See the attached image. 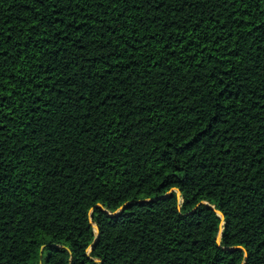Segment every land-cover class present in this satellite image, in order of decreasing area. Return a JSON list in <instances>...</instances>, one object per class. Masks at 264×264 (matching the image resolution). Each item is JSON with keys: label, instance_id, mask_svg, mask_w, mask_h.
I'll list each match as a JSON object with an SVG mask.
<instances>
[{"label": "trees", "instance_id": "1", "mask_svg": "<svg viewBox=\"0 0 264 264\" xmlns=\"http://www.w3.org/2000/svg\"><path fill=\"white\" fill-rule=\"evenodd\" d=\"M0 264H264V0H0Z\"/></svg>", "mask_w": 264, "mask_h": 264}, {"label": "water", "instance_id": "2", "mask_svg": "<svg viewBox=\"0 0 264 264\" xmlns=\"http://www.w3.org/2000/svg\"><path fill=\"white\" fill-rule=\"evenodd\" d=\"M174 191H177L179 197L181 196L180 191H178V190H174ZM169 194H171V193H169ZM158 200H161V199L154 200L153 202L158 201ZM97 208H98V209H101V210H105L104 206L101 205V204L97 205ZM212 208L215 210V207H212ZM122 210H123V208H122ZM216 213H217L218 216L221 218L222 223H224V221H225V217H224V215H223L221 212H219V211H216ZM117 214H118V213H115V214H113L112 216H115V215H117ZM90 217H91V219L93 218V211H91ZM222 225H223V224H222ZM93 226H94V230H95V233H96V241H97L98 238H99V230H98V227H97L95 224H93ZM222 233H223V226H221V230H220V233H219V236H218V239H217L218 244L221 243V240H222ZM94 245H95V244H94ZM94 245H93V246H94ZM234 250H235V249H234ZM91 251H92V249L90 250V252H91Z\"/></svg>", "mask_w": 264, "mask_h": 264}]
</instances>
